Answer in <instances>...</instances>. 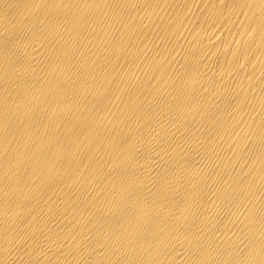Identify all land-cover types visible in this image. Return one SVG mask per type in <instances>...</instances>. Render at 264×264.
Returning a JSON list of instances; mask_svg holds the SVG:
<instances>
[{
	"label": "bare ground",
	"instance_id": "6f19581e",
	"mask_svg": "<svg viewBox=\"0 0 264 264\" xmlns=\"http://www.w3.org/2000/svg\"><path fill=\"white\" fill-rule=\"evenodd\" d=\"M0 264H264V0H0Z\"/></svg>",
	"mask_w": 264,
	"mask_h": 264
}]
</instances>
